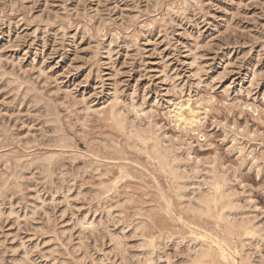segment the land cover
I'll return each mask as SVG.
<instances>
[{
	"label": "rangeland",
	"instance_id": "rangeland-1",
	"mask_svg": "<svg viewBox=\"0 0 264 264\" xmlns=\"http://www.w3.org/2000/svg\"><path fill=\"white\" fill-rule=\"evenodd\" d=\"M0 264H264V0H0Z\"/></svg>",
	"mask_w": 264,
	"mask_h": 264
},
{
	"label": "bare ground",
	"instance_id": "bare-ground-1",
	"mask_svg": "<svg viewBox=\"0 0 264 264\" xmlns=\"http://www.w3.org/2000/svg\"><path fill=\"white\" fill-rule=\"evenodd\" d=\"M187 112H188V111H187ZM189 114H190V113H189ZM178 117H179L180 119H182V120H185V118H184V117H185V116H184V112H183L182 110H180V112L178 113ZM138 139H139V138H138ZM60 140H61V139H60ZM158 153H159V154H158V155H159L158 157L162 156L161 159H160V158H159V159L162 160V158H163L164 155H160V152H158ZM164 154H165V153H164ZM156 155H157V154H156ZM165 158H166V157H164V159H165ZM165 162H166V161H165ZM168 162H169V161H168ZM161 163H162V162H161ZM165 164H166V163H165ZM169 168H170V167H169ZM173 172H174V171H173ZM171 173H172V172H171ZM170 175H172V174H170ZM173 178H174V177H173ZM218 190H219V189H218ZM210 191H211V190H210ZM214 193H215V192H214ZM213 198H214V197H213ZM218 199H219V198H218ZM204 207H205V206H204Z\"/></svg>",
	"mask_w": 264,
	"mask_h": 264
}]
</instances>
